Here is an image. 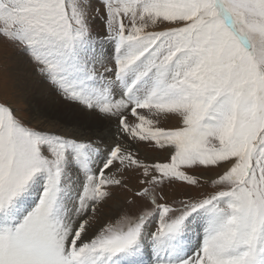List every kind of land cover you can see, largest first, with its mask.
Returning a JSON list of instances; mask_svg holds the SVG:
<instances>
[{
  "label": "snow or ice",
  "instance_id": "snow-or-ice-1",
  "mask_svg": "<svg viewBox=\"0 0 264 264\" xmlns=\"http://www.w3.org/2000/svg\"><path fill=\"white\" fill-rule=\"evenodd\" d=\"M3 44L117 136L0 101V264H264V0H0ZM114 189L138 213L97 227Z\"/></svg>",
  "mask_w": 264,
  "mask_h": 264
},
{
  "label": "rangeland",
  "instance_id": "rangeland-1",
  "mask_svg": "<svg viewBox=\"0 0 264 264\" xmlns=\"http://www.w3.org/2000/svg\"><path fill=\"white\" fill-rule=\"evenodd\" d=\"M97 31L102 32V29H100L99 27L94 29V32ZM105 47L106 49L104 50L107 53L109 51V46L105 45ZM21 53L22 52H20L12 44H3L2 46H0V101L7 100L9 103H11L14 109L18 110V114L21 116V118L25 120V122H33L32 118L34 115L40 116L41 118L45 119L46 122H51L55 126L56 130L64 131L67 134L74 135L79 139H81L80 136L74 131L79 132V130L84 129L94 131V135L86 141L94 142L101 148L102 153L106 152L116 142V122L114 120L103 119L96 114L94 118L90 117L91 119L89 121V119H86L82 115L75 113L73 111L74 109L71 110L70 108H65L61 106L60 108H57L55 110L54 108L42 105V103L40 102H30L29 98L27 99L23 95V92L18 91L19 88L25 89V87L23 85H19L16 82L17 80L14 78V76L12 77L11 75V70L14 67V61H12L13 56H20ZM25 57L27 58L25 62L28 67L36 71V66L29 60L27 56ZM35 74L37 75L39 73L36 71ZM56 95L60 97L57 92ZM81 111L84 112L85 110L81 109ZM85 113L91 114L87 111ZM93 120L97 121L93 122ZM175 120L176 119L171 120L169 118L168 120L162 121L160 126L166 128L176 127L178 121ZM100 123L104 124V127H110L109 129H111L112 131L114 143L109 142L104 137L98 138V135H101L104 131H109L108 128L105 129L103 126H101ZM177 126H179V124ZM71 129H73V131ZM136 147L140 148L141 157L145 159V162H165L168 159L167 151L150 148L143 144L136 145ZM203 175L212 177L215 176V172H204ZM131 183L132 186H137L135 179H133ZM213 190L214 189H212L210 184L205 185L204 188L199 190V192L192 191L189 188L182 187L180 185H173L165 186L163 194L167 196V199L169 201H172L187 198L189 195L197 196L202 194H208ZM128 199H131V195L129 193L121 191L119 189H114L113 197L108 200L104 205H102L101 209L99 210L97 227L106 222H115V220L118 219L120 215L124 213L133 215L134 217L138 213V208L135 205H128ZM115 206H119L120 209L118 210L117 214L112 217L111 211L112 208ZM108 215H110L111 217H109ZM197 230H200L199 226Z\"/></svg>",
  "mask_w": 264,
  "mask_h": 264
},
{
  "label": "bare ground",
  "instance_id": "bare-ground-1",
  "mask_svg": "<svg viewBox=\"0 0 264 264\" xmlns=\"http://www.w3.org/2000/svg\"><path fill=\"white\" fill-rule=\"evenodd\" d=\"M104 49H106L105 46H104ZM26 60L27 58L22 53L20 54V56H13L12 61H14V67L11 70V75L12 77L14 76V78L17 80L16 82L19 85H23L25 87V89L19 88L18 91L23 92V95L27 99L29 98L30 102H40L42 103V105L54 108L55 110L57 108H60L61 106L65 108L66 107L70 108L71 110L74 109L73 111L75 113L82 115L84 118L89 119V121L91 118H94L96 116L94 113L87 114L85 113L86 111L84 112L81 111V108L79 109L78 106L70 105L66 103L64 100H62V98L58 97L56 95V90L46 81V78L40 74L36 75L35 74L36 71L28 67V65L25 62ZM170 119L172 120V118ZM96 121L97 120L95 121L93 120V122H96ZM100 124L101 126L104 127V124L102 123ZM104 128L109 129L110 127L106 126ZM71 130L73 131V129ZM74 132L77 133L82 140L84 139L89 140L91 136H93L95 133L94 131H89L87 129L79 130V132H76V131ZM103 137L107 139L109 142L114 143L111 129H109L108 132L104 131L101 135H98V138H103ZM119 209H120L119 206L113 207L111 211L112 212L111 216L112 217L115 216ZM108 216L111 217L110 215ZM150 252H151L150 247H147L145 250L144 257H143L145 260L148 259V255L150 254Z\"/></svg>",
  "mask_w": 264,
  "mask_h": 264
}]
</instances>
